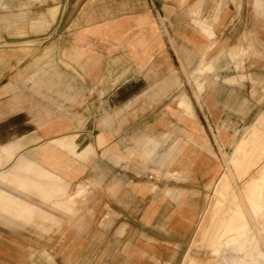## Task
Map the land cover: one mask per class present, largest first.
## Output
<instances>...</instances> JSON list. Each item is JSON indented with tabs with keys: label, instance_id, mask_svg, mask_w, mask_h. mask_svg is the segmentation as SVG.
<instances>
[{
	"label": "rangeland",
	"instance_id": "obj_1",
	"mask_svg": "<svg viewBox=\"0 0 264 264\" xmlns=\"http://www.w3.org/2000/svg\"><path fill=\"white\" fill-rule=\"evenodd\" d=\"M139 2L147 5V0ZM254 3L244 0L237 33L224 44L218 34V48L206 54L213 68L199 72L203 55L185 48L161 18L166 49L153 64L148 57L135 58L134 45L146 37L137 27L149 21L130 16L112 22L130 12L125 1L0 0V52L25 47L18 66L29 78L18 99L24 110L15 116L18 124L9 138L25 136L30 137L26 144L37 143L33 153L24 149L10 164L13 155L0 147V179L6 181L0 180V188L36 206L25 218L0 211V264H127L145 205L179 204L187 198L201 201L203 210L178 264H264V157L248 177L234 178L233 185L228 179L222 191H215L221 175L235 171L232 138L250 134L264 116V104L250 113L239 104L233 113L236 128L228 130L217 124L211 108L218 100L224 109L226 88L264 93V7ZM98 22H108L100 29L119 41L93 35L82 63L68 48L79 41L83 27ZM55 40L57 57L51 60L47 49ZM237 45L241 50L231 54ZM81 74L93 80L82 82ZM98 75H106V81L98 82ZM121 76L138 81L121 83ZM182 99L190 107L180 105ZM56 136L65 137L67 145L59 142L64 161L54 169L49 140ZM174 146L178 155L187 154L184 168L165 156ZM196 149L203 159L217 160L219 176L213 183L201 176L207 162L196 161ZM22 161L33 162V170L13 176ZM42 168L63 179V192L50 200L38 187L47 182L38 174ZM80 184L84 192L70 199Z\"/></svg>",
	"mask_w": 264,
	"mask_h": 264
},
{
	"label": "crops",
	"instance_id": "obj_2",
	"mask_svg": "<svg viewBox=\"0 0 264 264\" xmlns=\"http://www.w3.org/2000/svg\"><path fill=\"white\" fill-rule=\"evenodd\" d=\"M119 1L127 2L130 12L118 16L112 22L130 16L140 17V22L142 23L149 21L145 26L137 27L136 32L140 35H146V37L134 45L133 50H135V52L132 55L135 58L148 57L152 63L157 55L164 52L168 44L164 30L158 21L162 19L167 30L172 31L177 39L184 44L185 48L189 49L194 54L203 55L200 65L197 68L199 72H204L205 70H211L213 68L212 62H206V54L208 51L218 48V44L216 45V37L218 34H223L221 39H219V43L224 44L225 42L228 43L237 33L236 28L239 26V19L242 18V6H244V0H147V5L145 6L142 5L139 0ZM185 1L188 2V4L182 6L181 3ZM254 6L256 8L264 7V1L255 0ZM63 12L65 14V11ZM60 14L58 13V18ZM209 18L216 20L213 25L206 22V19ZM106 23L108 22H98L96 26L83 27L81 31L78 32V35L80 34L79 37H76L79 41L73 42L74 46L68 48V50L77 51L75 52L76 56L82 63L88 58L87 52L89 53V47H87V45L93 35H97L99 40L100 35L105 38L107 36H112L105 30L102 31L99 27ZM154 23L156 25H154ZM121 32H126V29L123 28ZM112 37L119 41L116 36ZM113 47L115 48L117 45ZM45 50L46 49L41 51ZM47 50L49 51L50 59H55L58 51L57 41H53ZM240 50L241 46L237 45L230 48L229 52L231 54H238ZM14 51L18 53L17 58H15ZM48 51H46L45 54H47ZM19 54L25 55V47H19L17 49L5 48L4 51L0 52V147H2L3 153L7 156L13 155L8 164L13 162L16 157L20 155L22 150L30 148V155V153H33L37 148L36 142L28 141L29 143L26 144V140L30 139V137L26 139L24 136L15 140L14 138H9L10 132L14 130L18 124L15 116L19 114V110H24L18 105V99L21 96V92L27 90L25 88L28 87L27 83L29 82V78L22 75L20 71L22 68L18 66L20 61L25 59V56L21 58ZM71 65L73 66L74 63H71ZM158 76L159 79L164 77L162 75ZM74 77L75 76H72V78ZM93 77L94 76L81 74L80 81L89 83L93 80ZM106 79V75L97 76L98 82L102 80L106 81ZM77 80L79 81V79ZM119 80L121 83L131 80L134 82L138 81L137 76H135V79L129 80L121 76ZM142 80L146 82L154 81L153 77L149 79L148 77H144ZM163 80L167 81L168 78L166 77V79H162V81ZM199 88L200 91H203V84H199ZM221 104L223 105V103H219L218 100L211 102V108L213 113H215L217 124L221 128L227 130L236 128L234 126L235 117L233 115L235 109L241 104L243 107H248L249 113L255 111L264 104V93L259 91L257 94L252 95V93H244L243 89L226 88L224 109H221ZM180 105L190 107L186 99H182ZM219 111H221L220 115L218 114ZM244 113L248 114L247 112ZM263 120L264 116H261L259 118V124L252 126L248 136L239 138L240 132H238L232 138L230 144L234 146V149L231 162L235 171L229 169L224 172L217 182L215 191H217V189L222 191L224 187L223 184L227 186L228 179L230 180V184L233 185L234 178L240 180V178L248 177L254 163L260 161L262 157H264ZM56 124L57 121H55V128ZM261 132L263 133V137H260ZM64 138L63 136H56L49 140V146H51L49 148L51 151L48 158L50 159L51 168L57 169L59 160L64 161L63 157L58 153L59 142L64 146L67 145ZM17 146L18 148H16ZM200 149L203 150L205 148L200 146ZM200 149H196L194 152L197 153L196 157L200 156L196 161L201 163L207 162V164L201 168L200 174L207 182L213 183L219 176L217 160L213 157L203 159ZM165 156H173V161L177 159L181 168H184V160L187 157L185 152L178 155V149L174 146L167 151ZM189 158L190 160L192 159V157ZM33 168V162L22 161L16 165V169L12 172V175L18 176L17 173L19 171H31ZM38 174L40 177L47 179V185L45 184L44 186L40 184L38 186L43 193L44 199L50 200L63 192V179L60 175L54 173L53 170L50 171L45 168L39 169ZM175 174L176 173H174V175ZM0 180H2L1 182L3 184L6 182L4 179ZM79 188L76 195H72L70 199L84 192L85 189L81 184ZM57 206L61 207L66 205L63 202H57ZM35 208L36 206L34 204L0 188V211L2 213L13 215L17 218H25L30 217L35 212ZM143 210L141 217L136 220V225L140 228H137L135 238L130 240L128 254L125 256L127 258V264H178L180 257H182L181 251L184 250L186 241L190 239L194 231L197 217L201 215L203 210L201 201L187 198L182 203L173 205H170V202H151L147 203Z\"/></svg>",
	"mask_w": 264,
	"mask_h": 264
},
{
	"label": "bare ground",
	"instance_id": "obj_3",
	"mask_svg": "<svg viewBox=\"0 0 264 264\" xmlns=\"http://www.w3.org/2000/svg\"><path fill=\"white\" fill-rule=\"evenodd\" d=\"M258 131H260V130H258ZM258 131H257V133H258ZM260 133V132H259ZM263 133L261 132V134H260V137H263V135H262ZM259 135V134H258ZM262 135V136H261ZM254 137H255V135H254ZM257 138V137H256ZM255 139V138H254ZM262 139V138H261ZM255 142V141H254ZM225 183V182H224ZM223 186L225 187V184H223ZM214 213V212H213Z\"/></svg>",
	"mask_w": 264,
	"mask_h": 264
}]
</instances>
